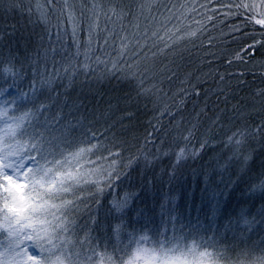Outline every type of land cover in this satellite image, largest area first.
Listing matches in <instances>:
<instances>
[{
  "label": "snow or ice",
  "instance_id": "obj_1",
  "mask_svg": "<svg viewBox=\"0 0 264 264\" xmlns=\"http://www.w3.org/2000/svg\"><path fill=\"white\" fill-rule=\"evenodd\" d=\"M60 3L62 7H58ZM82 3L77 15L69 0H44L43 3L41 0H0V9L20 11L28 16L29 24L42 28L37 34V43L44 62V71L40 70L37 62L29 90L21 92L16 82L19 73L15 65L9 61L5 67L4 61L0 60V264H264V247L246 242L243 247L229 245L224 238L227 232H235L241 225L244 231L240 236L252 232L258 225L264 228V121L233 132L225 141L230 154L223 159L213 157L215 166L201 171L207 226L197 221L196 225L183 231V226L176 230L173 225L174 234L171 236L165 235L163 230L152 232L143 228L140 233L134 232L127 243L119 245L110 243L108 236L92 235L98 228L103 229L87 201L99 206L105 190L126 176V170L137 163L138 157H128L125 162L115 139L99 138L102 134L98 135L91 129L76 134L80 121L76 124L71 121L62 123L59 112L48 117L45 114L56 98L49 96L51 103L40 102L39 95L45 91L52 92L56 78L62 77V73L68 74L70 87L80 70L94 72L93 63L104 64L106 68L111 65L97 79L119 76L120 80L134 82L136 95L126 96V105L138 102L139 97H150L158 89L155 85L145 87L146 80L155 78L149 76L152 69L147 63L135 72L123 70L120 61L132 44L126 35L118 37L119 48L114 49L119 60H104L95 54L93 44L102 42L107 46L110 41L115 43V28L110 29L109 24L114 17L122 19L124 10L117 13L115 8H110L104 12L101 5L88 4L87 0H82ZM217 3L220 0H208V4L213 5L211 9L207 4L200 7L223 17L222 23L242 17V22L233 24L229 31L233 36L239 33L245 43L227 60L229 66L239 64L243 68L233 73L240 78L238 84L244 82L242 78L246 75H255L254 67H248L249 64L259 65L262 69L259 75L264 77V0H226L220 3L219 8L215 7ZM191 12L198 10L193 6ZM102 15L106 21L103 26ZM54 17L58 23L53 27ZM215 18L207 17L209 21ZM196 23L202 25V21ZM68 29L77 45L75 56H83V60L73 58L61 68H56L53 59V70L45 75L48 72L47 61L52 58L49 54L59 51L56 45L62 43L63 34ZM82 35L86 40H80ZM142 35L145 38L143 46H140L139 39L136 40V45L140 46V50L134 52L137 59L141 53L146 58L148 55L144 49L148 48L149 36L146 31ZM196 35V31L187 33L189 37ZM257 35L261 38L257 39ZM150 38L154 40L152 47L156 48V51L149 49L151 58L154 60L158 55H166L171 45L165 37L152 32ZM171 38L169 35L168 39ZM161 43L163 47H160ZM128 68L131 69L132 65L129 64ZM164 71L170 73L169 80L174 78L175 73L167 65L163 66L161 74ZM224 78L220 77L221 80ZM12 91L19 92V95H12ZM253 95L264 97V88ZM25 101L32 106L28 107ZM132 115L134 113L125 112V116ZM194 129L195 125L188 130L185 141L194 136ZM212 147L211 140L203 139L199 147L189 150L186 144L179 148L174 152L175 161L170 174L174 177L183 162L198 158L205 149ZM145 159L146 164L153 162ZM225 172L234 179H229L224 189H220L213 177L217 174L222 176ZM241 183L245 186V203L249 207L241 208L236 219L229 218L221 232L217 228V220L223 210L221 201L225 190ZM135 198L131 192L117 198L109 213L120 214L114 218L122 220ZM252 209H255L254 214ZM173 212L174 205L169 211L170 220L176 219ZM81 214L87 215L86 222L81 219ZM122 228L120 225L117 233Z\"/></svg>",
  "mask_w": 264,
  "mask_h": 264
},
{
  "label": "trees",
  "instance_id": "obj_2",
  "mask_svg": "<svg viewBox=\"0 0 264 264\" xmlns=\"http://www.w3.org/2000/svg\"><path fill=\"white\" fill-rule=\"evenodd\" d=\"M43 2L44 0H41V3ZM87 2L101 5L104 12H108L110 8H115L117 13L121 10L125 12L122 19L114 17L109 24L110 29L115 28V43L110 41L107 46L102 42L100 45L93 44L95 54L104 60H119L114 49L119 48L118 37L126 35L132 44L124 59L120 61L123 70L135 72L138 67H143L147 63L152 69L149 76L155 78L146 80L145 87L151 88L155 85L158 91L150 97H139L138 102L126 105L124 102L126 96L136 95L134 82L120 80L119 76L97 79L102 77L111 65L106 68L104 64L93 63L94 72L86 73L80 70L73 77L70 87L68 74L62 73V77L56 78L52 92L38 94L40 102L51 103L48 97L56 98V102L45 115L52 117L59 112L62 123L71 121L76 124L80 121L76 134L81 130L91 129L98 135L102 134L99 138L115 139L120 145L118 150L125 162L128 157H138L137 163L126 170V175L132 178L130 188L136 191L148 189L152 197L150 201H145L141 194L139 202L132 207L136 220L130 225L132 232L140 233L143 228L151 229L153 232L159 220L158 208L162 204L165 207L174 201H177V230H181L183 226V231H187L196 225L197 221H203L200 224L207 226V203L201 171L210 170L215 166L213 157L223 159L230 154L229 149L225 147V141L233 132L264 121V97L253 95L258 89L264 88V77L259 75L262 69L259 65L249 64L248 67H254L255 75H246L242 78L244 82L238 84L240 78L235 77L233 73L242 71V66L227 64V60L231 59L245 43L239 33L233 36L229 31L233 24L242 22V17H235L222 23L223 17L200 7L207 4L208 9H211L213 5L208 4V0H87ZM223 2L226 0H220V3ZM220 3L215 4V7L219 8ZM69 5L78 15L83 3L82 0H69ZM62 6V3L58 4V7ZM193 6L198 12H191ZM208 16L216 18L209 21ZM196 21H202V25ZM57 23L58 20L54 17L52 26ZM105 23L102 15L101 25ZM201 27L203 30H199ZM41 31L39 25L29 24L26 14L16 10L0 9V60L4 61L5 67L9 61L15 65L19 73L16 82L21 92L29 90L38 61L40 70L44 71L42 52L37 43V34ZM145 31L149 38L148 48H145L144 52L148 55L146 58L141 53L137 59L134 52L139 51L140 46L144 45L145 38L142 34ZM192 31H196L197 35L187 36V33ZM152 32L164 36L171 45L166 55H158L154 60L151 58V51H156V48L152 47L154 40L150 38ZM169 35L171 39H168ZM260 38L257 35V39ZM137 39L140 40V46L136 45ZM80 40H86V36L82 35ZM56 47L59 51L49 54L52 58L47 61L48 72H45V75L53 70V59L56 68H61L67 60L73 58L76 61L83 60V56H75L77 45L73 43L70 29L64 32L62 43ZM160 47H163V43ZM259 59L258 56L257 60ZM129 64L132 65L131 69L128 68ZM164 65L175 73L173 79L167 78L170 74L168 71L161 74ZM221 76L225 78L221 80ZM11 94L19 95V92L12 91ZM25 103L28 107L32 106L27 101ZM126 111L134 115L125 116ZM193 125L194 136L185 141L184 137L188 135V130L192 129ZM203 139L211 140L213 147L205 149L198 158L183 162L173 177L170 173L175 161L174 152L186 144L189 150L194 146L199 147V142ZM145 158L153 162L146 164ZM213 179L215 184H219L220 189H224V184L234 177L225 172L222 176L214 175ZM121 181L122 179L115 185ZM244 187L241 183L225 190L221 201L223 210L217 220L218 230L221 232L224 231L222 226L229 218L236 219L241 208L249 207L245 203L247 194ZM109 190L106 189L102 196H106ZM85 195L87 196V192ZM87 203L97 216L98 206L91 200ZM252 213H255V209H252ZM81 219L86 222L87 215L81 214ZM241 231H244L243 225L235 232H227L225 242L239 247H243L245 242L264 247V228L258 225L245 236H240Z\"/></svg>",
  "mask_w": 264,
  "mask_h": 264
},
{
  "label": "rangeland",
  "instance_id": "obj_3",
  "mask_svg": "<svg viewBox=\"0 0 264 264\" xmlns=\"http://www.w3.org/2000/svg\"><path fill=\"white\" fill-rule=\"evenodd\" d=\"M132 178L130 176H125L122 178V181L119 182L115 187H112L108 194L106 196H102L100 199L101 203L97 207V219L102 226L103 231H101L99 228L97 231L93 232V236H108L110 237V243L112 244H121V243H127L128 239L134 234V231L132 232V229L130 230V225L132 222L136 221L132 207H135L134 205L139 202V198L142 194L143 199L146 201H150L152 197V193L146 189L141 191L132 190L130 188V182ZM134 193L135 199L133 200L130 208L127 209L126 214H124L122 220L115 219V216H118L120 214L115 213L114 211L112 213H109V208L112 206V203L117 198H122L126 193ZM163 205V204H162ZM175 207V212L172 213V215L176 216L175 220L169 219V211L172 209V207ZM165 210V212H164ZM159 213V220L157 222V225L154 227L153 232L156 231H165V235L171 236L173 235V225H175V229L177 230V201H174L172 203L167 204L163 209L161 206L158 208ZM202 223L203 221H199ZM123 225L122 230H120L118 233L116 229ZM206 225V224H203ZM217 228L218 225H217ZM147 246V245H146Z\"/></svg>",
  "mask_w": 264,
  "mask_h": 264
}]
</instances>
